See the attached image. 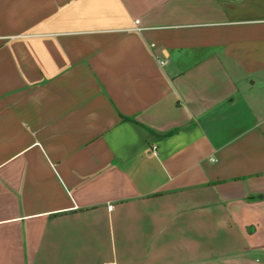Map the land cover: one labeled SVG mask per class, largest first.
Returning a JSON list of instances; mask_svg holds the SVG:
<instances>
[{"label":"crops","instance_id":"crops-1","mask_svg":"<svg viewBox=\"0 0 264 264\" xmlns=\"http://www.w3.org/2000/svg\"><path fill=\"white\" fill-rule=\"evenodd\" d=\"M0 264H264V0H0Z\"/></svg>","mask_w":264,"mask_h":264},{"label":"built area","instance_id":"built-area-1","mask_svg":"<svg viewBox=\"0 0 264 264\" xmlns=\"http://www.w3.org/2000/svg\"><path fill=\"white\" fill-rule=\"evenodd\" d=\"M160 66H162L165 62L157 61Z\"/></svg>","mask_w":264,"mask_h":264}]
</instances>
